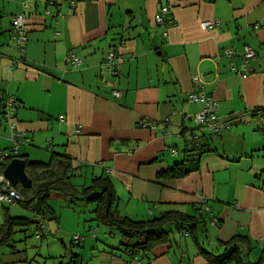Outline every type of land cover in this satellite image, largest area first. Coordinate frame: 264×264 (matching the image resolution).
<instances>
[{
    "label": "crops",
    "instance_id": "1",
    "mask_svg": "<svg viewBox=\"0 0 264 264\" xmlns=\"http://www.w3.org/2000/svg\"><path fill=\"white\" fill-rule=\"evenodd\" d=\"M23 11L28 41L22 54L11 34L15 14ZM158 13L165 24L156 21ZM211 19L220 24L203 29L202 21ZM247 45L256 57L245 76L238 69ZM111 50L124 55L117 76L106 66ZM70 52L81 59L78 67L67 61ZM195 74L201 83L193 81ZM192 92L219 103L224 129L213 132L195 122L205 103L191 102ZM2 97L17 102L14 129L30 139L19 148L26 165L64 154L88 183L89 176L109 177L122 216L203 213L205 222L196 224L194 235L170 223L168 242L132 257L123 250L122 235L108 238L107 228H99L101 238L90 230L65 233L61 225L73 231L93 220L96 205L64 199L61 213L51 203L55 213L46 221V235L59 238L65 253L44 256L31 248L27 239L38 235L30 226L17 232L15 246L0 244V264H67L72 251L81 264H210L202 249L221 255L234 242L244 260L262 258L264 0H0ZM14 129L0 112V152L14 146ZM198 143L207 144L200 153L193 150ZM184 162L189 173L165 174ZM53 195L60 194L52 193L50 202ZM11 206L0 203V227L7 211L34 215ZM82 214L89 218L80 221ZM62 235H70L69 245ZM74 236L82 237L75 248Z\"/></svg>",
    "mask_w": 264,
    "mask_h": 264
},
{
    "label": "trees",
    "instance_id": "2",
    "mask_svg": "<svg viewBox=\"0 0 264 264\" xmlns=\"http://www.w3.org/2000/svg\"><path fill=\"white\" fill-rule=\"evenodd\" d=\"M6 101L7 98L5 97L0 99V112L5 120L7 119L3 113ZM206 145L198 143L193 150H198L200 153ZM20 156L19 153L14 156L11 154L6 158L0 157V174L3 173L4 168L13 158ZM26 171L33 180V186L31 188L21 186L19 190L23 198L11 205H21L33 211L34 215L31 218L13 217L7 211L6 222L0 227V244L7 243L12 247L15 246L13 242H16L15 235L17 232H26L30 226L35 227V235L44 237L46 235V221L53 219L55 213L50 202L52 193H58L64 199L71 201L87 200L95 203L93 220L119 230L124 240L123 250L131 254L132 257H136L139 253L148 254L158 244L168 242L170 231L167 229V225L170 223L177 224L176 230L183 231L186 235H194L197 231L196 224L200 221L205 222L203 213L192 216L180 212H166L158 217L145 220L122 216L114 208L117 198L109 177L97 176L91 180L89 185L82 186L80 189L72 182V176L75 174L72 160L64 154H54L49 162H28ZM189 171L190 169L184 162L175 164L165 174L182 176ZM7 209L8 207H6ZM81 239V236H74L73 247L80 245ZM240 247L241 245L234 242L228 245L226 251L221 255H211L205 249H202L201 253L205 254L210 264H264V254L260 261L255 263L244 260L240 256ZM67 264H81L80 255L72 251L70 262Z\"/></svg>",
    "mask_w": 264,
    "mask_h": 264
},
{
    "label": "built area",
    "instance_id": "3",
    "mask_svg": "<svg viewBox=\"0 0 264 264\" xmlns=\"http://www.w3.org/2000/svg\"><path fill=\"white\" fill-rule=\"evenodd\" d=\"M29 4L24 3V8H27ZM155 19L158 23H165V16L163 13H158L155 16ZM173 22V19L170 20ZM220 24V21L217 19L205 20L202 21L201 25L203 29H212ZM166 35V33H164ZM11 41L20 49V52L23 54L24 48L23 45L28 41V26L25 12H19L15 14L13 22H12V34ZM227 55H232L233 51L231 49H226ZM256 57V51L250 47L245 46L243 51V65L238 72L243 75H247L251 73L252 69L249 67L250 60ZM124 59V55L119 50H111L106 58V66L107 69L113 74L116 75L119 73L118 66L122 63ZM67 61L70 62L73 66L78 67L81 64V59L75 52H70L67 55ZM234 68V67H233ZM235 69V68H234ZM193 81L196 83L202 82V77L200 74L193 75ZM112 94L116 98H120L122 93L118 89H112ZM189 100L191 102H203L205 103V108L203 111L198 112L194 115V120L196 123L201 125L202 127H206L213 132H219L226 127L223 122L220 114H219V103L212 99L211 96L192 92L189 94ZM17 102L15 99L8 98L5 102L4 108V117L10 122V126L12 129L15 128L16 123L13 122V114L16 110ZM144 126H152L151 121L144 120ZM30 139L24 137V133L22 131H15L14 129V146L10 150H3L0 152L1 158L9 157L11 154L18 155L20 153V145L22 143H27ZM174 152H177L174 150ZM23 198L19 188L14 186L9 179H7L4 174H0V202H7L10 204H15L19 200ZM208 209V208H207Z\"/></svg>",
    "mask_w": 264,
    "mask_h": 264
},
{
    "label": "rangeland",
    "instance_id": "4",
    "mask_svg": "<svg viewBox=\"0 0 264 264\" xmlns=\"http://www.w3.org/2000/svg\"><path fill=\"white\" fill-rule=\"evenodd\" d=\"M85 176H87L85 173H75V175L72 177V180L73 182L80 187L82 186H86V185H89L91 183V179H90V176H89V183L88 181L85 180ZM81 189V188H80ZM65 202L64 198L62 196H56V195H53L52 196V199H51V203L54 205V207L57 209V212L61 213V208L63 203ZM90 207L93 206V204H88ZM21 205H13L11 206L12 208H14V211L15 210H21L22 211H25V213H28L31 211L27 208L25 209H19ZM22 207V206H21ZM83 207H86V206H83ZM24 208V207H23ZM87 208V207H86ZM83 212V211H82ZM85 212H88V211H85ZM89 215V213H87ZM87 214H82L80 217V221H82V219L84 218V216L86 215L87 218H89V216ZM85 216V217H86ZM79 221V222H80ZM49 224L52 225V228H53V225H55V222L54 221H50L48 222ZM83 223L85 224V227H72L73 231H70V230H66V229H63V226L61 225V229L62 230H65V233L67 234H72L74 232H77L78 234H85L87 232V230H90V233L91 235H93L94 233L96 234H99V237L101 238L100 235L104 234L103 231H100V227H103V228H107V233H108V238L111 237V235L113 236L114 233H116L117 236H120V232L119 230H117L116 228H113V227H110V226H106L104 224H100L94 220H89V221H83ZM80 225L82 226V222H80ZM170 227H172L174 229V226L173 224H170L168 225L167 229H169ZM81 230V231H80ZM30 231H28L29 233ZM112 232V233H111ZM45 233H46V230H45ZM22 234V233H21ZM58 236H61L58 234ZM62 236H65L66 237V243L69 245L70 244V239L71 237H69L70 235H62ZM20 237V236H19ZM39 237V236H38ZM36 236H32V237H29L27 240V244L32 248V247H39L38 249L40 250L41 254L44 255V256H49L50 254H57V255H61L64 252V247L62 246L61 244V240L59 238H54L53 235H46L44 237H42L41 239L38 238ZM112 238V237H111ZM95 240V238H93ZM102 240V239H101ZM103 241V240H102ZM89 245V244H87ZM192 245V244H191ZM193 247V246H192ZM75 248V247H74ZM256 260V259H255ZM48 261L50 262L51 261V258H48Z\"/></svg>",
    "mask_w": 264,
    "mask_h": 264
},
{
    "label": "water",
    "instance_id": "5",
    "mask_svg": "<svg viewBox=\"0 0 264 264\" xmlns=\"http://www.w3.org/2000/svg\"><path fill=\"white\" fill-rule=\"evenodd\" d=\"M4 176L11 181L14 186L31 188L33 180L26 171V160L21 157L13 158L3 170Z\"/></svg>",
    "mask_w": 264,
    "mask_h": 264
}]
</instances>
